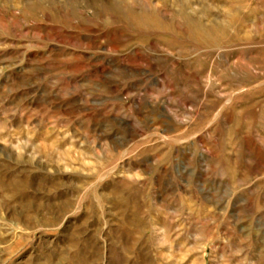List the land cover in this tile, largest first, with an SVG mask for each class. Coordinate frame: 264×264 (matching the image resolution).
<instances>
[{
	"label": "rangeland",
	"instance_id": "374dc122",
	"mask_svg": "<svg viewBox=\"0 0 264 264\" xmlns=\"http://www.w3.org/2000/svg\"><path fill=\"white\" fill-rule=\"evenodd\" d=\"M0 264H264V0H0Z\"/></svg>",
	"mask_w": 264,
	"mask_h": 264
}]
</instances>
